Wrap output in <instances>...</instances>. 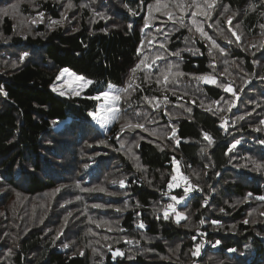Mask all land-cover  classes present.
<instances>
[{"label": "trees", "instance_id": "trees-1", "mask_svg": "<svg viewBox=\"0 0 264 264\" xmlns=\"http://www.w3.org/2000/svg\"><path fill=\"white\" fill-rule=\"evenodd\" d=\"M68 3L0 0V8L11 12L0 18V264H264V201L256 199L264 196V167L257 168L264 165V144L259 143L264 131L255 130L264 128V80L259 79L264 76V0H217L203 27L223 53L210 51V42L195 31L191 12L181 26L175 10L176 20H168L164 10H153L152 18L146 8L132 15L125 5L137 9L139 0H71L76 5L71 9ZM12 5H19L18 10L11 11ZM40 11L44 22L31 23ZM233 13L239 15L232 27L243 33L239 45L227 43L217 30L232 38L225 21ZM62 16L67 17L62 24L49 27ZM195 19L198 24L204 20L199 15ZM160 51L166 60L152 69V80H144L145 72L137 70L142 88L129 101H120L119 118L104 130L91 115L99 111L101 100L90 97L110 84L124 87L139 61L147 56L151 62ZM165 63L186 74L169 85L176 96L155 83ZM65 67L94 83L81 95H60L51 86ZM225 68L228 74L219 75ZM202 74L216 76L218 84L230 83L238 98L194 79ZM165 94L169 101L159 109L144 100ZM231 100L235 106L225 103ZM128 120L144 123L149 131L121 133ZM173 126L179 145L171 139ZM204 132L212 137L211 144ZM235 140L240 144L229 152ZM177 166L203 189L176 204L188 217L179 224L171 214L163 219L164 207L173 203L170 195L182 192L167 187ZM124 178L126 186L112 183ZM94 187L106 191H84ZM200 240L206 243L194 257L191 251ZM217 240L221 244L212 247ZM117 248L124 256L114 260Z\"/></svg>", "mask_w": 264, "mask_h": 264}, {"label": "snow or ice", "instance_id": "snow-or-ice-1", "mask_svg": "<svg viewBox=\"0 0 264 264\" xmlns=\"http://www.w3.org/2000/svg\"><path fill=\"white\" fill-rule=\"evenodd\" d=\"M217 4V0H191V2H186V0H170L169 3H163L161 2V0H156V2L154 4H145V0H139V5L137 9H132L131 7L125 5L126 8H128V11L131 12L132 15H139V10H142L144 8L147 9V14L149 18H152V13L153 10H155L156 12H160L162 10H164V15L167 16L168 20H176L177 16L174 15V11L180 13L181 15L179 16L178 22L181 24V26H185L184 25V20H183V16L186 15L188 12H191V16H192V24L195 27V31L198 32L200 34V37L202 39H206L208 42H210V51L212 49H216L219 52L223 53L225 50L223 47H221V45L217 42L216 39L213 38V36L209 35V33L207 31H205L203 24L206 23L208 20L211 19V15L210 12L211 10H213L215 8ZM264 6V5H262ZM11 7V11H17L19 8V5H12ZM73 7H76V5H74L73 3H71V0H69V3L67 5L68 9H71ZM256 6H252V10H255ZM194 9V11H193ZM228 7H224V12L226 13L228 11ZM10 9L9 8H0V18L4 17V16H8L10 15ZM97 15H100L99 13H97ZM199 15L201 17L204 18V20L201 23H197V20L195 19V17ZM221 15H223V13H221ZM239 15V13H233L231 16H227L226 17V23L229 26V31L231 32V37L229 38L228 36L224 35L223 30L221 29H217L220 33V35L227 41V43L229 44H237L239 45L241 42V38L243 33H237V31L232 27V21L236 18V16ZM261 15H264V11L261 12ZM44 12L40 11L36 14V16L31 17V23L33 24H37V23H43L44 22ZM104 18V17H102ZM67 17L66 16H62V18L60 20H52L49 24V27H52L54 25H58V24H62L64 22V20H66ZM219 20H217L215 22L216 25H219ZM129 28H131V25H128ZM145 28L149 27V23L146 21ZM237 27H239V25H237ZM261 29L264 30V24L260 25ZM192 28H189V31H192ZM157 31H160V29H158ZM261 35L264 36V31L261 32ZM27 37L25 36V39ZM234 38V39H233ZM7 39H10V37H8ZM165 39H167V35L165 36ZM149 43H151V41H149ZM252 48H257V44L256 43H252L249 45ZM260 47H264V40H262L260 42ZM160 48L161 49H166V45L163 42H160ZM143 44L140 47V52L138 54H142L143 53ZM189 51H191V49H188ZM247 50V48H246ZM259 50V49H257ZM171 55L174 56H180V52H174L171 53ZM28 56V53L25 52L20 56V61L22 62L26 57ZM166 57L164 55L163 51L157 52L155 54L154 57L151 58V62H149V57L145 56L144 58H142L139 63L131 70V76L129 81L127 82V84L124 87L121 88H113L112 85L108 86L107 91H101L98 92L97 95L90 97V99H94V100H101L103 99L104 101H106V103H103L100 107V110L98 112H93L91 113L93 119L99 123L102 127H105L108 123H110L111 121H114L116 119L119 118V114L121 112V109L119 107L120 101L124 100L125 102L129 101L131 99L132 93L140 90L142 88V83H137V80H139V77L136 75L137 70H141L145 72L144 75V80H152V76L150 75L152 69L157 65L158 62L160 61H165ZM225 63H227V61H225ZM13 66H16L15 64H13ZM175 69V70H174ZM68 72V69H63L60 73V75L57 77V80L60 79L61 76H63L65 73ZM228 74V70L227 68H225L224 72L220 73L219 75H225ZM186 74L179 71L178 70V65H174L171 63H165L164 68L162 70H160L155 78V83L158 85L162 86V90L167 92V91H171L173 96L177 95V92L175 91L174 88H169L170 84H176L179 83L178 78L179 77H183ZM230 75V74H229ZM77 80H82V77L77 76L76 77ZM194 79L200 80V81H204L205 83H209V84H213V85H218L219 87L223 88V90L227 93H232L233 97L238 98L237 95V91L231 86V84H224V83H219L217 81L216 76L208 74V75H199L194 77ZM259 79L264 80V76L259 77ZM250 82V81H247ZM94 82L91 80H87L85 81V83L80 84V88H84L87 87L91 84H93ZM52 90L55 92H59L60 95H64V90L61 88H58L57 85L54 83L52 86ZM0 91H2V88H0ZM240 91H243V89H240ZM73 94L75 95H80V91L77 88H73L72 89ZM4 95H7V93L5 92ZM179 99H183V97H179ZM224 97H221L220 100H223ZM144 100L151 105L153 108H157L159 109L161 107V104L164 103L166 104L169 101V97L167 94H165L163 96V98L161 99V97L159 96H153V97H144ZM220 100L217 101H213V104H219ZM192 103H196V101H192ZM225 103L229 104L230 107L231 106H235V100H231V101H225ZM129 107H131V104H128ZM204 103L200 102V107H204ZM207 110L209 112L213 111V108L211 105L208 106ZM230 110V108H229ZM188 111H191V108L188 109ZM165 113H166V109H165ZM167 115L171 116L170 113H166ZM137 115H139V113H137ZM244 117H238V119H243ZM223 119V118H222ZM150 122H155L154 120L150 121ZM227 122L224 121V124H226ZM261 124L264 125V121H261ZM136 129H143L144 132H148L149 129L145 126L144 123H139V122H133L132 120H128L126 122V124L121 126V133H123L126 130H136ZM226 130V129H225ZM256 131H264V128L262 127H257L255 129ZM153 136H156L157 133L155 130L152 131L151 133ZM166 135V134H165ZM204 138L209 142V144H211L213 142L212 137L207 133L204 132L203 133ZM119 138V136L117 137ZM171 139L175 141L176 145H179L180 143V138L177 137L176 135V129L175 126L172 127L171 129ZM101 143H105V141H101ZM260 144H264V140H260L259 141ZM240 144V140H235L234 143L231 144V147L228 148L229 152H232L234 149H236L237 145ZM124 148V144L123 142H121V149ZM161 150H163V148H161ZM129 151H131L129 149ZM202 152H207V148H203L201 149ZM138 159V158H137ZM173 163H175L176 165H179V161L175 160V157H173ZM89 167V165H85V168ZM138 169H139V165H137ZM264 167V165H257V168H262ZM218 175V173H217ZM126 180L127 178L124 179H120L119 181L113 180L112 183L116 184L119 183L122 187L126 186ZM79 186V185H77ZM167 187L169 189H173V188H177V189H181L182 192L179 196L176 195H170V199L173 203H169L167 204L164 209H163V219L168 220L171 218V215L175 216V220L176 223H180L181 220H187V215L183 212H179L177 211L176 208V204L185 201L189 195L191 193L197 192V191H203V189H201L199 187L198 184H192L191 178L187 175H184L181 172V169L179 166H177L175 168V172L171 175V181L168 183ZM61 189L57 188L55 189L56 192H59ZM84 191H89V192H93V191H99V192H105L106 189L103 187H94V188H90V189H84ZM19 197V194H17ZM109 195H115V193H109ZM248 197L251 198L252 194L249 193ZM77 200L81 199L80 197H76ZM256 199H259L261 201H264V196H259L256 197ZM204 204H207V199H205ZM92 207L95 208H103L105 207L102 204H95ZM119 211V209H117ZM224 209H221V212H223ZM0 215H4L3 213H0ZM72 215L71 212L68 213L67 216L64 217V221H65V226L67 225L68 219L69 217ZM249 215H251V213H249ZM261 216H264V212L260 213ZM89 219L91 220V217H89ZM42 222V221H41ZM255 222V221H253ZM93 223H96V221H93ZM199 223L201 225H203L205 223V221L203 219H201L199 221ZM220 222L219 221H212V224L214 225H218ZM243 223L247 224L249 223V220L245 219L243 221ZM140 228H144L145 225L143 224V222H141L139 224ZM235 227V226H233ZM111 230V229H109ZM61 235L63 234L62 232L60 233ZM7 235V234H5ZM201 236H205L206 233L201 232L200 233ZM59 238V237H57ZM104 239H108V237H105ZM193 240H196V237H193ZM129 243H131L132 241H128ZM205 241L204 240H200L199 242L195 243L194 246V250L191 251V255L192 256H198L201 253L202 248L205 245ZM221 244V241L217 240L215 241L214 244H212V247H216L218 245ZM64 247H68L67 244L64 245ZM109 250L111 251V245H108ZM93 251H97L96 249H93ZM228 251L230 252H235V249H228ZM11 251H9V255H11ZM80 255H83V252L81 251L79 253ZM124 256V252H122L120 249H116L113 252L112 258L115 260L117 257H122ZM131 258V257H130Z\"/></svg>", "mask_w": 264, "mask_h": 264}, {"label": "rangeland", "instance_id": "rangeland-1", "mask_svg": "<svg viewBox=\"0 0 264 264\" xmlns=\"http://www.w3.org/2000/svg\"><path fill=\"white\" fill-rule=\"evenodd\" d=\"M63 69H68V72L67 73H65L63 76H61L60 77V79L59 80H57L56 82H55V84L57 85V87L58 88H61V89H63L64 90V93L67 95V94H71V95H75V94H73V92H72V89L73 88H77L79 91H80V93L81 94H83V92L89 87V86H91V85H89V86H87V87H84V88H80L79 86H80V84H82V83H85V81H87V80H91V79H88V78H86V77H84V76H82V75H80V74H77L75 71H72L70 68H67V67H65V68H63ZM62 69V70H63ZM61 70V71H62ZM77 76H79V77H82L83 79L82 80H77ZM92 81V80H91ZM110 85H112L113 86V88H119V87H117V86H115V85H113V84H110ZM107 90H109L108 88H107ZM106 90V91H107ZM57 93H59V92H57ZM60 94V93H59ZM80 94V95H81ZM101 103H100V107H101V105L103 104V103H106V101H104L103 99H101V101H100ZM100 107H99V110H100ZM111 123H112V121L110 122V123H108L105 127H102L101 125V127L104 129V130H106L110 125H111Z\"/></svg>", "mask_w": 264, "mask_h": 264}]
</instances>
